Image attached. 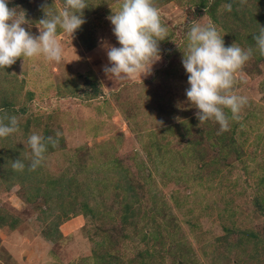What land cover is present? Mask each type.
I'll use <instances>...</instances> for the list:
<instances>
[{
  "label": "rangeland",
  "instance_id": "rangeland-1",
  "mask_svg": "<svg viewBox=\"0 0 264 264\" xmlns=\"http://www.w3.org/2000/svg\"><path fill=\"white\" fill-rule=\"evenodd\" d=\"M87 3L73 38L58 34L60 63L0 68V106L20 129L0 138V264H264V56L253 39L264 0H154L168 36L141 80L103 71L122 0ZM42 5L58 12L63 0H9L33 35ZM209 21L226 47L253 49L234 85L248 104L222 133L185 95L187 33ZM34 132L61 135L30 171Z\"/></svg>",
  "mask_w": 264,
  "mask_h": 264
},
{
  "label": "clouds",
  "instance_id": "clouds-1",
  "mask_svg": "<svg viewBox=\"0 0 264 264\" xmlns=\"http://www.w3.org/2000/svg\"><path fill=\"white\" fill-rule=\"evenodd\" d=\"M240 2L243 4L245 0ZM88 7L87 0H63L58 12L52 11V6L42 5L44 18L36 24L39 34L33 35L24 27L30 25L26 11L19 6L10 8L9 0H0V68L11 67L17 59L37 56L60 63L64 46L57 38L59 32L72 39L85 23L83 11ZM224 7L232 10L231 3ZM107 19L113 26L119 47L107 42L102 44L110 65L103 71L116 79L141 80L142 76L150 75L153 65L161 60L159 42L168 36V28L162 23L154 0H122L119 10ZM187 38L182 59L188 76L187 100L198 109L196 116L200 123L214 120L220 126L219 131L226 132L230 121H238L248 104V98L238 94L234 85L238 76L243 78V68L251 59L253 49H243L236 43L226 47L220 30L210 21L207 24L191 22ZM253 39L259 54L264 56V27H260ZM19 130L16 116L7 113L0 116V138ZM60 135L57 132L55 138L44 137L34 132L28 137L32 153L30 171L41 166L49 145L59 146ZM12 168L22 172L25 163L18 158L12 161Z\"/></svg>",
  "mask_w": 264,
  "mask_h": 264
},
{
  "label": "trees",
  "instance_id": "trees-1",
  "mask_svg": "<svg viewBox=\"0 0 264 264\" xmlns=\"http://www.w3.org/2000/svg\"><path fill=\"white\" fill-rule=\"evenodd\" d=\"M12 108L13 106L10 103H6V101H3L0 106V110L5 111L9 116H12Z\"/></svg>",
  "mask_w": 264,
  "mask_h": 264
}]
</instances>
